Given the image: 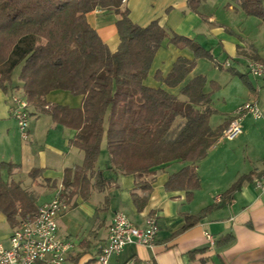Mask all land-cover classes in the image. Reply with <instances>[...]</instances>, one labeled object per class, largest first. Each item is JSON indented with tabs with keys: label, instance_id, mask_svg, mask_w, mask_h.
<instances>
[{
	"label": "crops",
	"instance_id": "0c3cea01",
	"mask_svg": "<svg viewBox=\"0 0 264 264\" xmlns=\"http://www.w3.org/2000/svg\"><path fill=\"white\" fill-rule=\"evenodd\" d=\"M243 1L205 0L198 13L187 8L186 0H126L122 7L129 10L130 20L140 27L158 20L167 34L173 33L194 41L211 54L218 70L229 69L235 74L239 70L248 74L247 65L251 60L264 63V45L258 37L250 35L246 28H241L242 23L255 18L242 11ZM118 19L112 11L99 8L86 16L87 23L112 53L116 52L119 45L116 29ZM263 33L261 38H264ZM178 58L191 61L194 55L184 45H174L169 42V38L164 39L143 85L161 89L185 101L180 91L189 81L202 76L211 64L205 59H197L194 68L183 81L170 88L155 76L165 78ZM257 81L260 80H256V83L249 80L250 88L254 85L259 87ZM206 88L207 83L203 91L210 93ZM251 90L254 92L255 89ZM12 95L11 91L5 93L0 90V132L6 131V136L10 131L8 127L13 123L9 114ZM46 100L60 105L61 102L68 104L63 106L69 108H79L82 102L80 96H72L63 91L51 92ZM212 101L211 95L210 106L213 109ZM250 101L256 102L260 108L264 107L254 99ZM30 108L32 111L26 145L13 151L15 157H12L10 163L15 168L10 173L1 171L0 181L6 186L10 182L17 183L38 209L59 195L65 172L79 168L84 154L69 144L75 136V130L58 125L40 110ZM238 108L214 128L209 123L210 129L215 130L224 122H229ZM246 117H249V122L242 121L240 136L230 141L235 142L233 146L222 144L224 139L220 137L209 148L206 157L195 164L200 188L193 192L191 200L186 199L184 191L165 190L169 176L187 163L172 161L151 169L142 178L123 175L109 169V156L103 139L95 171L102 170L111 181V198L103 210L106 193L92 191L89 198L83 200L79 195L67 197L71 188L64 191L68 209L57 220V235L72 246L64 264H96V256L107 239L108 226L117 212L123 213L136 227H143L147 218L154 217L158 233L153 247L127 246L120 255L112 256L108 264H264V197L254 184L255 179L264 174V119L255 120L250 115L243 119ZM182 123L183 119L176 117L171 129L178 128ZM7 146L12 147L9 143ZM104 153L106 156L100 165ZM5 156V153L1 155L3 159ZM21 171L27 175L28 180L14 179ZM5 173L6 182L3 181ZM242 176L249 178L232 195L223 198V194ZM143 185L149 188L145 190ZM46 196L51 198L44 201ZM133 198L142 205L140 210ZM142 200H145L144 204ZM211 206L214 207L197 222L183 229L186 217L198 216L202 210ZM0 222H6L2 213ZM12 229L9 227L10 232L0 237L7 242V246L0 242L6 248L9 247ZM205 234L212 238L213 245ZM224 238L230 241L219 245V241Z\"/></svg>",
	"mask_w": 264,
	"mask_h": 264
},
{
	"label": "trees",
	"instance_id": "16d2710c",
	"mask_svg": "<svg viewBox=\"0 0 264 264\" xmlns=\"http://www.w3.org/2000/svg\"><path fill=\"white\" fill-rule=\"evenodd\" d=\"M204 1L186 0L187 8L198 13ZM97 8L119 17V45L114 53L87 23V14ZM241 9L264 25V0H244ZM166 38L171 44L184 45L194 55L191 61L178 58L165 78L155 76L167 87L179 85L197 59L212 60L211 54L194 41L167 34L158 20L145 27L134 24L129 10L122 7V0H0V90L7 93L20 89L29 107L48 115L54 123L75 130L69 144L84 154L79 168L65 172L61 197L66 198L64 191L70 188L67 197L79 195L83 200L92 191L106 193L103 210L106 209L112 184L102 170L95 171L103 139L110 170L142 178L157 166L180 161L188 165L169 176L165 190L184 191L186 199L191 200L193 192L200 188L195 164L206 157L229 122L210 129L209 119L215 110L210 106L211 93L203 91V76L192 79L180 91L185 101L143 85ZM16 68L20 88L12 87ZM54 91L80 96L81 106L69 108L48 102L46 96ZM176 117L182 118L183 123L173 130ZM14 168L11 163L0 162V172L10 173ZM248 178L240 177L223 198L232 195ZM133 199L140 210L141 204ZM213 207L205 208L198 216L186 217L183 229ZM36 211L31 197L17 183L5 186L0 181V213L9 227L14 228L19 218ZM229 241L224 238L218 244Z\"/></svg>",
	"mask_w": 264,
	"mask_h": 264
},
{
	"label": "built area",
	"instance_id": "2783aa9c",
	"mask_svg": "<svg viewBox=\"0 0 264 264\" xmlns=\"http://www.w3.org/2000/svg\"><path fill=\"white\" fill-rule=\"evenodd\" d=\"M126 0H122L124 4ZM228 63L226 67H228ZM247 72L264 83V63L251 60ZM9 114L16 121L21 137L28 138L29 105L21 94L10 98ZM250 115L255 120L264 119V107L251 101L237 109L230 119L221 138L232 141L241 134L240 123ZM256 189L264 197V174L254 181ZM68 209L64 197L58 195L51 202L43 204L37 211L19 220L9 236V247L0 244V264H64L72 246L57 235L59 216ZM158 225L154 217H149L143 227L134 226L126 216L117 212L108 226L107 239L96 256V264H108L112 256L120 255L127 246L141 245L151 248L155 244ZM211 245L212 238L205 234Z\"/></svg>",
	"mask_w": 264,
	"mask_h": 264
},
{
	"label": "rangeland",
	"instance_id": "374dc122",
	"mask_svg": "<svg viewBox=\"0 0 264 264\" xmlns=\"http://www.w3.org/2000/svg\"><path fill=\"white\" fill-rule=\"evenodd\" d=\"M256 20V21H255ZM242 29H247V32L250 33V35H255L258 37V40L262 45H264V38H261V33L264 32V25L257 19H250L247 23H242L241 25ZM264 34V33H263ZM254 36V37H255ZM204 59V58H202ZM206 62L211 64L206 70L204 74H202L203 77L206 79L207 83V90L212 95V107L216 110V112L211 116L209 123L212 128L217 126L219 123H221L228 115H231L234 110L237 107H241V105L251 102L250 100L254 99L256 100L260 105H264V85L260 81H257V83H260L259 87L254 85L250 88L246 83L253 81L256 83V80L250 76L249 74H245L244 72L237 70L238 75H244L245 78L242 79L238 75L233 76L231 71H224V70H218L215 68L214 60L205 58ZM18 72L19 68H16L12 75V87H19L20 83L18 81ZM254 88V92L251 90ZM21 94L20 89L13 91V95ZM74 98V97H72ZM72 100V99H71ZM56 102V101H54ZM58 103V102H56ZM61 105H67L61 102ZM32 111V108L29 107V115ZM249 118V117H248ZM246 117V119L242 120L243 122L246 121V123L249 122V119ZM240 123V128L242 130V124ZM30 123V120H29ZM16 121L13 119L12 125H10L8 128H10L9 135L6 136V131L3 133L0 132V161H4L6 163H10V160L12 157H15L13 154V151L20 146L26 145V140H24L20 133L16 130ZM240 136V135H239ZM238 136V137H239ZM236 139V138H235ZM234 139V140H235ZM233 141V140H232ZM237 142V141H236ZM8 143L10 144L9 147L7 146ZM222 144L233 146L235 142H230L229 140H223ZM6 154L4 159L1 157V155ZM106 156V153H104L101 157L100 165L102 163L103 158ZM14 179L20 180H28L26 174H24L22 171L17 173L14 176ZM7 175L3 176V181L6 182ZM3 184V183H2ZM4 185V184H3ZM6 186V185H5ZM50 188V187H49ZM51 196H46L45 200L50 199ZM10 232L9 226L6 222H0V237H5ZM3 239H0V242H3L5 246H7V242L2 241Z\"/></svg>",
	"mask_w": 264,
	"mask_h": 264
}]
</instances>
